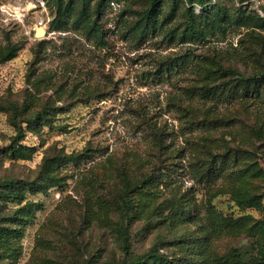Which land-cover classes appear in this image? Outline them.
<instances>
[{
    "label": "rangeland",
    "instance_id": "1",
    "mask_svg": "<svg viewBox=\"0 0 264 264\" xmlns=\"http://www.w3.org/2000/svg\"><path fill=\"white\" fill-rule=\"evenodd\" d=\"M210 4L0 0V264H264V0Z\"/></svg>",
    "mask_w": 264,
    "mask_h": 264
},
{
    "label": "trees",
    "instance_id": "2",
    "mask_svg": "<svg viewBox=\"0 0 264 264\" xmlns=\"http://www.w3.org/2000/svg\"><path fill=\"white\" fill-rule=\"evenodd\" d=\"M90 0H81V3L83 4V11L81 12L80 15V19L82 21H88L89 20V15L87 12V6H88V2ZM205 1L208 2V4H205ZM244 1V0H242ZM187 4H193V3H198V5L200 6V15L203 14V12H205L207 10L208 7H211V9L216 10L219 14H222V8L217 5V4H210L211 0H186ZM170 14H173L174 12V8H171L169 10ZM67 13V9L65 8L62 13H60V15L62 14L65 15ZM185 26H186V32H188L190 35L196 36L199 34L198 32V28L196 25V16L192 13V8L191 9H186L185 12ZM218 69L221 72H228L229 70L224 68L222 65H217ZM3 105L0 103V108ZM10 110L15 113L17 111L16 106L12 105L10 106ZM19 138V134L18 137ZM20 139V138H19ZM73 159V157L71 155H67V156H63V157H59V160L61 161H71ZM54 165L53 163V159H51L49 161V159H46L43 162V167L44 168H51ZM202 178L204 179H208L205 176H202ZM145 184V183H144ZM23 186H27V188L31 189L33 188V184H27V185H23ZM129 185L125 186V189H128ZM25 188L22 187V185H18L17 183H15L12 180H3L0 181V198H3L4 200H14L16 199L18 201V199L20 200L22 192ZM247 202H249V205H251L252 202V198L250 199H246ZM176 208V206L172 205V209ZM207 212H208V218L210 220V223L212 224V227L214 229H219L220 227H222L225 224V219L223 218L221 213H217L214 209V207L212 205H209L207 207ZM2 232V231H0ZM124 248H125V252H128L129 250V243H128V235L125 231L124 234ZM158 257L160 258V260H162V257L160 255H158ZM147 260L152 258L154 259L155 257H145ZM145 258H140L137 259L135 261H133L131 264H143L144 259ZM240 259L238 258V255H230L227 254L224 258V262L225 264H237L238 261Z\"/></svg>",
    "mask_w": 264,
    "mask_h": 264
},
{
    "label": "water",
    "instance_id": "3",
    "mask_svg": "<svg viewBox=\"0 0 264 264\" xmlns=\"http://www.w3.org/2000/svg\"><path fill=\"white\" fill-rule=\"evenodd\" d=\"M45 34H46V31L44 29H42V28H36L35 29V32H34L35 37H43V36H45Z\"/></svg>",
    "mask_w": 264,
    "mask_h": 264
},
{
    "label": "built area",
    "instance_id": "4",
    "mask_svg": "<svg viewBox=\"0 0 264 264\" xmlns=\"http://www.w3.org/2000/svg\"><path fill=\"white\" fill-rule=\"evenodd\" d=\"M37 25H38L39 27L44 28V27H45V22H44L42 19H40V20L38 21Z\"/></svg>",
    "mask_w": 264,
    "mask_h": 264
}]
</instances>
